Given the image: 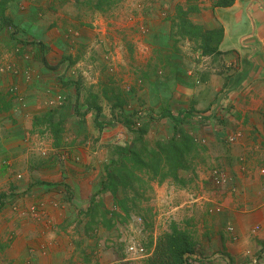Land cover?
Masks as SVG:
<instances>
[{
  "label": "rangeland",
  "instance_id": "374dc122",
  "mask_svg": "<svg viewBox=\"0 0 264 264\" xmlns=\"http://www.w3.org/2000/svg\"><path fill=\"white\" fill-rule=\"evenodd\" d=\"M210 1L30 0L29 4L27 0H0L1 40L13 43L6 45L5 40V44H0V83L2 78L9 79L6 85L0 84V110L18 103L22 96L19 85L27 84L33 77L39 83L70 85L64 92L68 95L64 96V120L56 117L57 107H51L47 88L37 94L41 107L32 117L31 163L41 166L53 162L57 168L54 177H59L62 162L64 170L70 168L74 172L89 165L86 176L95 183L99 181V185L101 180L105 185L110 183L106 180L108 166L115 171L114 191L105 188L93 195L99 202L95 216L92 218L85 211L74 218V226L83 229L75 236L78 257L110 261L117 255L124 259L122 264H162L166 262L165 235L175 229L185 231L193 239L199 261H205L202 255L211 249L212 238L218 248L212 250L214 253L228 254L233 261L236 259L235 264L242 257L249 261L238 251L222 249L227 248L223 246L228 238L225 226L230 222L235 228L234 221H223L221 211L209 212L215 205L223 210L225 198L236 190L217 161L228 139L225 136L223 143L216 140L215 125L228 123V136L233 137L230 141L234 140L235 146L244 139L239 140L241 134L235 136L242 131L237 129L242 122L236 116L238 106L232 102L235 94L228 82H218V74L230 70L234 62H227L221 52L203 54L202 44L214 46L220 36V27H210L209 12L202 9ZM29 6L33 9L31 19L36 21L29 25L31 35L18 22L27 15ZM40 32L60 43L51 48L30 40L39 37ZM233 43L239 44V37ZM42 55L47 66L42 64ZM29 60L42 64L47 72L33 71ZM175 93H180V99L172 102L170 97ZM181 102L185 103L181 109H187L194 118L184 119L174 130L173 122L161 113L164 108L177 115L180 105L173 103ZM199 105L200 110L196 108ZM48 111H54L55 121L61 122L59 137L64 148L54 147L49 125L41 121ZM124 116L132 119L130 129L123 124ZM242 124L247 125V144L255 150L252 149L251 157L257 167L264 168V116L262 127ZM141 129L145 132L139 135ZM181 129L193 141L180 158L177 178H161V171L155 175L149 168L156 160L153 151L159 152L157 144L169 142L176 132L177 139L182 140ZM127 147L135 151L143 166L132 167L130 154L125 157L121 153ZM8 159L10 163L2 164L6 166L5 176L18 177L27 159L19 155ZM84 159L91 161L86 163ZM118 159L119 166L113 165L112 161ZM168 163L161 161L162 172ZM123 164L132 170L125 172ZM214 169L224 173L223 183L210 179ZM67 177L64 173V197L69 198ZM2 206L13 210L11 204ZM207 219H211V225ZM237 235L236 239L229 236V240L238 241ZM253 254L263 258L261 250H254ZM187 259L186 264H190Z\"/></svg>",
  "mask_w": 264,
  "mask_h": 264
},
{
  "label": "crops",
  "instance_id": "0c3cea01",
  "mask_svg": "<svg viewBox=\"0 0 264 264\" xmlns=\"http://www.w3.org/2000/svg\"><path fill=\"white\" fill-rule=\"evenodd\" d=\"M27 1L30 4V0ZM66 1L64 0V3ZM215 1L205 2L202 9L209 12L210 27L219 26L222 29L218 44L221 55L227 62H234L230 63L232 64L230 70L226 69L224 73L218 74V82L221 84L228 82L231 93L234 92L235 98L233 96L232 102L238 106L236 116L239 117V121L262 127L264 116V0H234L227 6L214 5ZM26 8L27 15L21 17L18 22L19 27L27 29V34L31 35L29 25L36 21H33L31 19L33 17L30 16V11L33 12V9L30 6ZM1 37L3 36H0V44H5L6 40V45H13L7 39H3L4 42H2ZM237 37H239V44L233 43ZM47 38V35L40 32L39 37L30 38V40L42 42L43 45L51 48L60 43L59 39ZM29 63L33 71L47 72V69L41 66L43 63L39 65L37 61L32 63V60H29ZM21 68L23 69V66ZM1 81V85H6L9 79L5 77ZM45 88H47L45 90L47 97L52 103L51 107H57L56 117L64 120V96L68 98L64 92L66 88H70V85L65 87L59 85L58 87L49 82L40 81L39 83L35 77L27 84L19 85V92L22 95L21 102L12 103L8 110H0V192H5L6 195L15 193L10 197L13 210L0 209V264H122L124 259L120 260L117 255H113L110 261L101 257L88 261L76 254L78 252L75 236L77 232H83V229L80 230V227L74 226V218L82 216L88 210L93 195L101 193L98 192L99 181L95 183L93 178L86 176L89 165H82L80 169L77 168L78 172H74L70 168L64 170V162H62L59 177H54L52 175L57 168L53 166V162L49 163L51 166L47 164L37 166L31 163L32 117L41 107V100L37 94H42ZM179 96L180 93H175L170 98L172 102H175L180 99H177ZM183 98L185 101L189 100L186 97ZM183 104L185 106L184 102L173 103V106L180 105L179 110H182ZM196 108L202 109L200 105ZM8 114L9 116L12 114V117H7ZM171 115L177 116L173 114V111ZM189 117L194 118L192 113L185 119ZM242 123L237 127L242 131H238L235 135L237 137L242 135L239 140L244 138L239 146L233 145L236 143L234 140H229L228 123L221 122V125H215L216 140L223 143L225 136L228 139L227 143H223L224 147L217 161L226 171L227 176L231 177L230 183L236 189L225 198L226 207L223 210L221 208L219 213L223 221L232 219L235 224L233 235L226 231L228 238L223 246L226 245L227 248L222 247V249L231 252L238 251L240 256H248L247 251L250 253L254 250H261L263 258L259 259L258 264H264V173H262L264 168L257 167L255 165L257 163H254L251 157L255 150L250 143L247 144V132L244 129L247 125L243 126ZM32 138L34 139L33 136ZM17 155L23 158L25 156L27 159L24 161L23 175L7 178L4 171L6 166L2 164L10 163L8 158ZM89 161L91 160L87 159L85 162L89 163ZM7 169L10 170V166ZM64 173L68 175L65 180L68 183L66 189L70 188L71 192L69 198L64 197ZM42 177L48 178L41 180ZM9 182L13 184L11 187L4 184ZM15 205H18L17 209L14 208ZM31 205L37 207L34 214L28 209ZM5 206L9 207V205ZM206 222L211 225V219H207ZM256 224H259L261 228L253 233L251 227ZM235 234L239 235L238 241H230L229 236L231 239H236L232 237ZM212 241L209 243V249H211L206 252L208 256L205 253L202 255L205 256L204 262L199 261L196 250L192 254L199 259L198 264H232L233 262L235 264L236 259L233 261L228 254L223 256L218 252L214 253L212 250H218V248L214 238ZM239 264H251V262H246L242 257L239 259Z\"/></svg>",
  "mask_w": 264,
  "mask_h": 264
},
{
  "label": "trees",
  "instance_id": "16d2710c",
  "mask_svg": "<svg viewBox=\"0 0 264 264\" xmlns=\"http://www.w3.org/2000/svg\"><path fill=\"white\" fill-rule=\"evenodd\" d=\"M233 1L234 0H216L214 2V5L227 6V5L232 4ZM221 34H222V29L220 28V36L214 46L209 45L207 42H204V44H202V48L204 49L203 51L204 55L213 54L215 52L220 53V51L218 50V44L221 38ZM41 61L43 65L47 66L48 63L43 55L41 56ZM189 115H190V112L188 110H179L177 113V116L173 117L170 111L164 108L161 113L162 117H169L170 120L174 123L173 125L174 130L179 129L180 124ZM131 120L132 119H130V117L128 116L123 117V124L127 129H130L132 126ZM41 121L46 122L49 125L48 129L50 130L52 134L53 143H54L53 145L55 148H59L61 146L60 144L63 141V140L61 141L59 137V134L61 132V122L58 123L57 121H55L54 111H48L47 114L44 115L43 118H41ZM144 132H145V129L144 131L143 129H141L139 131V135L143 134ZM180 132L184 135L186 140L184 139V137H182V140L177 139L175 135L177 133L176 132L172 136L169 142H166V143L159 142L157 144L159 148L158 149L159 152L153 151L156 154L155 155L156 160L154 164L149 165V168L152 172H156L155 175L159 174L158 171H161L160 173L161 178H165L167 175H170L172 178H177V169L180 166V158L184 155V153L187 151L188 147L190 146V141L191 142L193 141V138L190 135H187L186 133H184L182 129ZM134 152L135 151L133 149H129L128 147L121 151V153H124L125 157L126 156L128 157L130 154L129 157H130V161L132 162L133 168L137 166H139L140 168V166H143V165L137 161V157H136L137 155ZM163 156H166V157L162 159ZM163 160L168 161L169 163L168 165H166L167 169L165 168L164 171L162 172L163 168L160 167V163ZM112 162H113L112 163L113 165L119 166V159L117 160V162L115 161H112ZM123 168L125 172L127 173H129L130 170H132L131 168H128L124 164H123ZM114 172L115 171L111 170L109 166L107 167L106 180L110 183L108 185L107 184L105 185V182L101 180L100 189L98 190V192L105 190V188H110L109 189L110 191L112 192L114 191L113 190V187H115L114 181H113ZM135 178L137 177L135 176ZM14 194L15 193L12 192L6 195L5 192H0V209L2 205H9L10 207V204H11L12 206V203H11L12 200L10 201V197ZM98 203H99L98 201L92 198L90 201L88 210L86 211V214L93 218L95 216L96 211L99 209ZM16 206L18 207V205ZM165 241H166V244L164 245V251L166 253L164 256H166V260H165L166 262H163L162 264H185L184 263V261L186 260L185 256L189 254H193L195 251V242L187 233H185V231H177L173 229L170 233H167L165 235Z\"/></svg>",
  "mask_w": 264,
  "mask_h": 264
},
{
  "label": "built area",
  "instance_id": "2783aa9c",
  "mask_svg": "<svg viewBox=\"0 0 264 264\" xmlns=\"http://www.w3.org/2000/svg\"><path fill=\"white\" fill-rule=\"evenodd\" d=\"M225 96L227 97V98L225 99V104H228V103H229L228 100L230 99V98H229V93L226 92V93H225ZM222 102H223V101H222ZM227 102H228V103H227ZM220 103H221V101H220ZM232 139H233V137L230 136V137H229V140H232ZM17 176L19 177L20 175H17ZM224 177H225V175H224L223 172L214 169V170L212 171V173H211V178H210V179H211L213 182H215L216 184H220V182L223 183V182L225 181V178H224ZM12 208H13V207H12ZM14 208L17 209L16 205H15ZM28 209H29V211H30L32 214H34V213L36 212V210H37V207H36L35 205H31ZM220 211H221V206H218V205H215V206L209 208V212L212 213V214H216V213H218V212H220ZM259 229H260V226H259L258 224H256V225H254L253 227H251V231H252L253 233H256ZM225 230H226L228 233L231 232L232 235L234 234V226H233L230 222H228V223L226 224V226H225ZM233 238H236V236L234 235ZM131 248H133V247H131ZM250 253H251V254H250ZM250 253H249V251H247V254H248V256H249V262H251V264H258V262H259L258 255H254L252 252H250ZM189 262H191L190 259H189ZM193 263H196V262H193ZM185 264H186V263H185Z\"/></svg>",
  "mask_w": 264,
  "mask_h": 264
},
{
  "label": "clouds",
  "instance_id": "9594fccd",
  "mask_svg": "<svg viewBox=\"0 0 264 264\" xmlns=\"http://www.w3.org/2000/svg\"><path fill=\"white\" fill-rule=\"evenodd\" d=\"M253 253V252H252ZM186 256H188V257H185V258H188L187 260L189 261V259H190V261L191 262H189L190 264H198V258L197 257H194V256H192V254H189V255H186ZM248 258H249V256H247ZM193 262H196V263H193ZM184 263H186V261H184ZM259 263V262H258Z\"/></svg>",
  "mask_w": 264,
  "mask_h": 264
}]
</instances>
